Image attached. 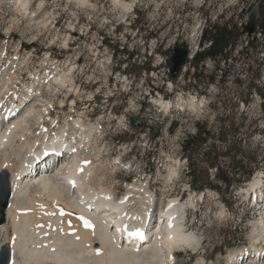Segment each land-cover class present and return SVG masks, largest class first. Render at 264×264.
Masks as SVG:
<instances>
[{"label": "rangeland", "instance_id": "374dc122", "mask_svg": "<svg viewBox=\"0 0 264 264\" xmlns=\"http://www.w3.org/2000/svg\"><path fill=\"white\" fill-rule=\"evenodd\" d=\"M32 1L31 8L35 10L40 0ZM88 1L82 6L77 0H44L39 16L30 20L28 15L22 17L15 13L13 2L2 0L0 47L9 40V56L1 62L2 68L19 46L20 59L32 55L29 71L24 69L19 73L22 77L17 86L23 88L24 84H30L29 73H35L37 67L40 69L38 65L48 51L51 58L58 57V65L76 62V86L80 85L81 91L79 94L68 93V90H65L68 94L59 93L57 98L60 100L71 95L64 112L60 109L59 113L62 117L70 113L69 103L75 99L77 109L80 113H88L90 122L104 117L105 137L102 141L99 139V145L105 165L118 157H122V165L132 164L131 173L121 171L122 165L115 170L117 194L126 193L127 183L138 178L149 181L158 198L164 200L185 192L184 198L188 201L190 193L186 190L190 188L191 192H197V198L204 192V200L198 201L197 212H189L192 218L189 229L201 238V245L197 249L178 252L176 263L235 264L230 261L229 253L250 246L251 236H256L254 222L259 218L248 205L245 189L256 176L264 178V0H137L135 10L120 25L117 22L126 17L122 19V12L113 9V0ZM254 5L260 6L258 28L252 36H247L244 26ZM53 11L55 13L48 20L51 30L37 31V22ZM16 17L20 20L19 27L7 37L5 31ZM226 22L238 35L235 47L228 49L227 58L219 65L217 60L207 58L195 68L191 60L210 44L209 41L204 46L200 43L205 27L210 23L223 25ZM30 26H34L33 33L42 32L35 43H29L34 40ZM101 35L103 45L94 56L92 48L96 49V40L102 39ZM64 37L69 38L66 49L62 42ZM247 40L254 41L255 47H247ZM177 45L190 47L195 53L178 77L172 78L171 55ZM120 51L117 60L116 54ZM128 52H134V56H128ZM112 68L129 73L132 84L129 93L122 91L120 83L115 86L112 76L117 71L112 73ZM196 72H201V76L198 77ZM222 73L225 77H221ZM170 81H173L172 87ZM149 86L167 98H183L187 102L195 99L198 103L202 100L204 105H198L197 111L173 109L169 114L148 102L141 105ZM108 87L116 94L110 103L101 100ZM49 93L46 96L50 98L51 91ZM46 96L44 94L45 99H49ZM112 107L114 110L110 115ZM79 112L72 115L77 116ZM55 113L52 111L51 115ZM115 117L120 123L116 130L115 122L110 124ZM131 117L144 122L143 127L135 129ZM175 120L179 125L172 133L170 126ZM123 127L128 130L124 131ZM192 135L198 136L199 142L185 148ZM167 155L176 161L180 158L178 168L183 171L181 180L172 185L167 178L169 165L164 164L169 163ZM170 165L177 168L175 161ZM219 172L228 173L233 179L231 186L224 185ZM224 207L226 217L220 215ZM258 243L261 245L264 241Z\"/></svg>", "mask_w": 264, "mask_h": 264}, {"label": "bare ground", "instance_id": "6f19581e", "mask_svg": "<svg viewBox=\"0 0 264 264\" xmlns=\"http://www.w3.org/2000/svg\"><path fill=\"white\" fill-rule=\"evenodd\" d=\"M6 1L14 3L15 13L22 17L28 15L30 20H35L44 6V0H40L35 10L31 8L32 0ZM77 1L82 6L89 3L88 0ZM136 2L113 0V9L122 12L123 19L137 6ZM54 13H46L50 15L46 17L45 14L46 18L36 21L37 31L51 30L48 20ZM16 19L18 17L7 27V37L19 27L20 20ZM32 27L29 30L34 40L29 43L39 40L42 33H33ZM68 40L63 38L65 46L69 45ZM8 41L4 39L5 45L0 47V173L7 172L9 176L11 196L5 208L6 219L0 225V250L3 245L9 246V264H177L175 250L197 249L201 238L184 225L185 208L198 201V194L192 192L187 202L179 201L177 197L167 199L169 203L163 212L169 219L162 224L166 230L157 232L153 242L145 243L144 248L124 244L126 227L143 222L149 214L148 217L154 216L150 208L157 193L149 181L135 176L138 178L135 182L134 179L127 183L128 191L117 194L113 174L119 168L117 166L123 164V159L115 158L107 165L103 161L104 154L99 145V139L102 141L105 137L103 116L91 122L88 113L79 112L73 116L72 113L77 111L75 99L70 101V113L60 115L59 110L71 95L63 97L65 100H60L57 95L67 93V90L77 94L81 91L75 79L78 64L72 62L61 66L57 59L47 55L38 65L40 69L37 67L35 73H29L30 84H24L23 89L17 86L22 77L19 73L28 70L32 55L20 59L19 46L2 68L1 62L9 56ZM95 47L92 48L94 56L97 54ZM49 91L50 98L46 96ZM44 94L49 99H45ZM153 101L168 114L173 109L197 111L198 105L203 104L202 100L200 103L195 99L187 102L183 98L163 96H157ZM52 109L55 115L50 114ZM55 147L69 150V156L65 162L60 159L61 166L56 171L45 168L30 178H26L27 175L21 177L42 151L49 149L56 154ZM39 148L43 149L40 153ZM51 158L54 160V155L42 163L48 164ZM166 158L169 161L167 178L174 182L179 168L170 164L174 161L177 164V161L171 155ZM131 167L129 163L127 168ZM75 174L80 177H74ZM262 180V176H256L250 182L245 189L247 197L251 199L264 193ZM74 185L81 190L79 195L70 189ZM199 196L203 197L202 193ZM220 212L221 216H227L225 207ZM122 221L126 222L124 226ZM115 225L117 230L113 232ZM253 227L256 236H251L250 246L230 252L231 262L241 258L243 262L245 257L248 260L256 250L259 251L258 242L264 241V217L256 219Z\"/></svg>", "mask_w": 264, "mask_h": 264}, {"label": "water", "instance_id": "95a60500", "mask_svg": "<svg viewBox=\"0 0 264 264\" xmlns=\"http://www.w3.org/2000/svg\"><path fill=\"white\" fill-rule=\"evenodd\" d=\"M260 16V6L254 5L250 11L247 24L244 26V32L251 36L257 29L258 18ZM195 51L190 47L184 45H177L173 49L171 55V68L170 73L172 77H177L187 64L188 60L194 55ZM131 123L134 128H141L142 122L136 117L131 118ZM178 127V122L174 121L170 127L172 133L175 132ZM216 156V155H215ZM9 183V176L7 172L0 173V225L6 219L5 208L9 203L11 196ZM11 259V252L8 245H3L0 250V264H9Z\"/></svg>", "mask_w": 264, "mask_h": 264}, {"label": "trees", "instance_id": "16d2710c", "mask_svg": "<svg viewBox=\"0 0 264 264\" xmlns=\"http://www.w3.org/2000/svg\"><path fill=\"white\" fill-rule=\"evenodd\" d=\"M263 26V25H262ZM264 27V26H263ZM235 37L236 35L232 28H230V23L226 22L223 25H218L217 23H210L205 27L203 36L201 37L200 43L202 46L209 41L210 44L208 47L204 48L202 51L196 53L194 58L191 60V63L195 68L199 67L202 62H204L207 58H212L215 61H218V65L222 59H226L228 56V49L232 50L235 47ZM255 42L251 40H247V47H255ZM249 45V46H248ZM198 73L197 76H201V72ZM263 107H264V99H263ZM206 134V132L202 133ZM198 136L192 135L187 140V144L189 146H185V148L191 147L193 144L198 143ZM251 159L250 156H248ZM191 172V171H190ZM253 174L252 172L248 173V177ZM219 179L224 183V185L228 188L233 183V179L229 178L228 173L219 172ZM211 187H214L212 183H210ZM217 187V186H216ZM201 188V187H200ZM203 189V188H202Z\"/></svg>", "mask_w": 264, "mask_h": 264}, {"label": "snow or ice", "instance_id": "6c2138e0", "mask_svg": "<svg viewBox=\"0 0 264 264\" xmlns=\"http://www.w3.org/2000/svg\"><path fill=\"white\" fill-rule=\"evenodd\" d=\"M130 235H136V236H139L140 238H143V234L139 230H136L135 233H130Z\"/></svg>", "mask_w": 264, "mask_h": 264}, {"label": "flooded vegetation", "instance_id": "af4514ba", "mask_svg": "<svg viewBox=\"0 0 264 264\" xmlns=\"http://www.w3.org/2000/svg\"><path fill=\"white\" fill-rule=\"evenodd\" d=\"M124 68H125V67H124ZM124 70H125V69H124ZM118 71H119V73H123V71H122L120 68H118ZM124 73H125V72H124ZM221 77H225L224 73H222Z\"/></svg>", "mask_w": 264, "mask_h": 264}]
</instances>
